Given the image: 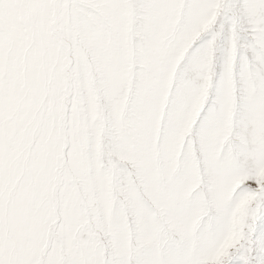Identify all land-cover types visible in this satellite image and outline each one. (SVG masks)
Segmentation results:
<instances>
[{
  "label": "snow or ice",
  "instance_id": "6c2138e0",
  "mask_svg": "<svg viewBox=\"0 0 264 264\" xmlns=\"http://www.w3.org/2000/svg\"><path fill=\"white\" fill-rule=\"evenodd\" d=\"M0 264H264V0H0Z\"/></svg>",
  "mask_w": 264,
  "mask_h": 264
}]
</instances>
